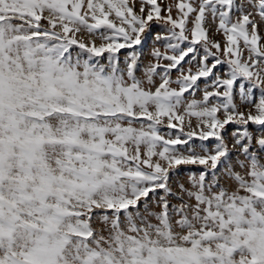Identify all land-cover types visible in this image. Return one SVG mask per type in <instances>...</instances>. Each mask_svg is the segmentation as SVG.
<instances>
[{"label": "snow or ice", "instance_id": "snow-or-ice-1", "mask_svg": "<svg viewBox=\"0 0 264 264\" xmlns=\"http://www.w3.org/2000/svg\"><path fill=\"white\" fill-rule=\"evenodd\" d=\"M0 264H264V0H0Z\"/></svg>", "mask_w": 264, "mask_h": 264}, {"label": "rangeland", "instance_id": "rangeland-1", "mask_svg": "<svg viewBox=\"0 0 264 264\" xmlns=\"http://www.w3.org/2000/svg\"><path fill=\"white\" fill-rule=\"evenodd\" d=\"M159 30L160 29L157 27V28H154L153 31L155 32V31H159ZM216 38L220 39V37H216ZM153 46H154L153 37H152V34L150 33L148 36H146V38L144 39L143 44L141 46V50H142V53H143V55H142V65L144 63L148 62V59H149V56H150V52H151ZM161 50H163V49H161ZM121 58H123V56ZM185 67H187V65H185ZM219 70L221 72L223 71L222 69H219ZM173 78H175V73H173ZM200 87L201 88L204 87L203 80H201V82H200ZM200 95L201 94L199 92L196 93V97L197 98H199ZM234 128H235V125H231L230 124V125L226 126V129L224 130V135H225L226 138L229 139V143H231V134H232V131H233ZM252 130H254V126H253ZM189 169L195 170V166H181V169H180L179 173H177L175 176H173V180L175 181L176 179H179L181 182L186 181Z\"/></svg>", "mask_w": 264, "mask_h": 264}]
</instances>
